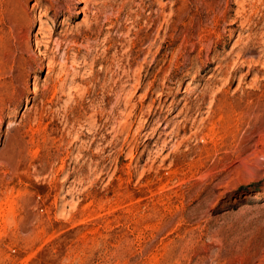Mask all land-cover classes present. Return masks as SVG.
<instances>
[{"label": "rangeland", "instance_id": "374dc122", "mask_svg": "<svg viewBox=\"0 0 264 264\" xmlns=\"http://www.w3.org/2000/svg\"><path fill=\"white\" fill-rule=\"evenodd\" d=\"M0 92V264H264V0H0Z\"/></svg>", "mask_w": 264, "mask_h": 264}, {"label": "bare ground", "instance_id": "6f19581e", "mask_svg": "<svg viewBox=\"0 0 264 264\" xmlns=\"http://www.w3.org/2000/svg\"><path fill=\"white\" fill-rule=\"evenodd\" d=\"M101 1V0H100ZM38 17V16H37ZM37 17L35 16V19H37ZM41 66H40V69H44L45 68V63H41L40 64ZM52 65H51V63H50V65H49V67H51ZM1 93V92H0ZM154 145V144H153ZM138 149V148H137ZM176 152V151H175Z\"/></svg>", "mask_w": 264, "mask_h": 264}]
</instances>
